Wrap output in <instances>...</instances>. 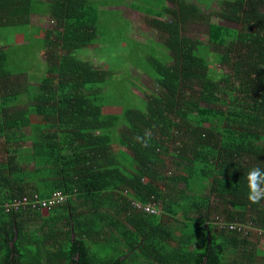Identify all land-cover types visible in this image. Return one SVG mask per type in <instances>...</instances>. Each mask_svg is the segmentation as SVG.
Instances as JSON below:
<instances>
[{"label":"trees","instance_id":"16d2710c","mask_svg":"<svg viewBox=\"0 0 264 264\" xmlns=\"http://www.w3.org/2000/svg\"><path fill=\"white\" fill-rule=\"evenodd\" d=\"M165 1L0 0V264H264V0Z\"/></svg>","mask_w":264,"mask_h":264},{"label":"rangeland","instance_id":"374dc122","mask_svg":"<svg viewBox=\"0 0 264 264\" xmlns=\"http://www.w3.org/2000/svg\"><path fill=\"white\" fill-rule=\"evenodd\" d=\"M161 1H164V0H161ZM126 2H130V0H126ZM122 8L124 11H125V15L131 19L132 23H127L126 27L128 30H130L131 32H133V30H136L139 28V25L140 23L142 22V16H143V13H138L136 12L135 10L129 8V7H120ZM165 17V16H164ZM218 20V19H216ZM32 21L34 23H37V19L33 18ZM107 22L108 25H120V21H116L115 19H113L112 16L110 17H107L106 18V15L103 19V23ZM219 23H222V24H227V25H230V26H233L234 24L230 23V22H227V21H223V20H220L219 19ZM51 25L48 23V26ZM43 27H47V24H42ZM117 29H118V26H117ZM193 29H198L197 27H194ZM112 33H113V30H111ZM144 32V34H142L143 36H146V34L148 35H154L155 33H153V31L150 29V28H146L145 30H142ZM201 32V31H200ZM108 35V33H103V36L106 37ZM139 37V36H138ZM149 44V42H148ZM147 44V45H148ZM141 50V53H142V47L141 46H138ZM126 55L127 52L125 51ZM151 53H154L155 56L159 57L160 59H164L163 55L165 53V50L161 48V50L157 53L155 51H151ZM115 54V53H114ZM113 54V55H114ZM84 56H86V53L84 54ZM210 58L213 59V56L210 55ZM148 61L146 62H141V63H136V64H129L125 61H122L120 62V64L117 65L118 69H116V74L113 76L114 77V82L118 85H115L114 88H118V91H115L113 92V94L111 93H106L105 96L106 97H119L120 94H127L126 96H131V94H128L130 93V91H124L122 90L119 86H122L123 85V82L121 80H124L125 82L128 81V74H134V76H137L139 78V81L142 82L144 85H146L147 87H149L150 89L153 88V86L151 85V83L149 82V80L142 76L141 74V69L144 71V72H151V69L148 67ZM213 67L219 71L220 70V67L218 66V64H214ZM139 75H137V74ZM144 75V74H143ZM115 77H117L115 79ZM129 80H132V81H135V79L133 78H129ZM137 84H138V81L136 80L135 81ZM135 90V89H134ZM137 91V90H135ZM146 90L142 93L138 92V94L140 96H142L143 98H146ZM140 103H138L137 105H139ZM258 248H262L264 249V236L261 237L260 241H259V244H258ZM264 263V261L262 262Z\"/></svg>","mask_w":264,"mask_h":264},{"label":"clouds","instance_id":"9594fccd","mask_svg":"<svg viewBox=\"0 0 264 264\" xmlns=\"http://www.w3.org/2000/svg\"><path fill=\"white\" fill-rule=\"evenodd\" d=\"M150 139L147 134L133 137V140L141 147H149ZM245 181L247 200L252 204H258L264 200V166L258 164L249 168L245 174Z\"/></svg>","mask_w":264,"mask_h":264},{"label":"crops","instance_id":"0c3cea01","mask_svg":"<svg viewBox=\"0 0 264 264\" xmlns=\"http://www.w3.org/2000/svg\"><path fill=\"white\" fill-rule=\"evenodd\" d=\"M156 1H158V2H164V3H168L167 1H161V0H156ZM120 7H123V6H120ZM137 12V11H136ZM139 13V12H138ZM124 15H125V11H124ZM126 16V15H125ZM130 19V18H129ZM216 19H218V18H215L214 20H216ZM217 22H219V19L218 20H216ZM132 23V22H131ZM223 25H226V24H223ZM227 26H230V25H227ZM140 29L141 30H143V26H141V24L139 25V28L138 29H136V30H133V34H136V33H138L139 31H140Z\"/></svg>","mask_w":264,"mask_h":264},{"label":"built area","instance_id":"2783aa9c","mask_svg":"<svg viewBox=\"0 0 264 264\" xmlns=\"http://www.w3.org/2000/svg\"><path fill=\"white\" fill-rule=\"evenodd\" d=\"M56 197H57L56 200L60 199V193H56ZM49 203L51 204L52 203V200L49 201ZM18 206H19V203L12 204V207H14L15 209L18 208ZM46 206H48V205H46ZM46 206H43L42 205V207H46Z\"/></svg>","mask_w":264,"mask_h":264}]
</instances>
